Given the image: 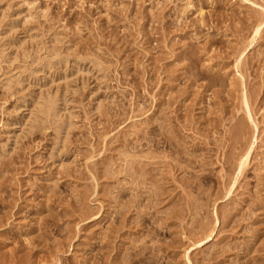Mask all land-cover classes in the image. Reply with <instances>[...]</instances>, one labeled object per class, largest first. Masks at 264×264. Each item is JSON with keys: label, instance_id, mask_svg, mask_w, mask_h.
<instances>
[{"label": "rangeland", "instance_id": "374dc122", "mask_svg": "<svg viewBox=\"0 0 264 264\" xmlns=\"http://www.w3.org/2000/svg\"><path fill=\"white\" fill-rule=\"evenodd\" d=\"M263 246L264 0H0V264Z\"/></svg>", "mask_w": 264, "mask_h": 264}, {"label": "bare ground", "instance_id": "6f19581e", "mask_svg": "<svg viewBox=\"0 0 264 264\" xmlns=\"http://www.w3.org/2000/svg\"><path fill=\"white\" fill-rule=\"evenodd\" d=\"M258 32H259V28L257 29V33H258ZM246 95H247V94H246ZM247 97H248V96H247ZM187 98H188V97H187ZM175 100H177V99H175ZM180 102H181V101H180ZM168 104H169V103H168ZM248 105H249V104H248ZM165 106H166V104H165ZM168 106H169V105H167V107H168ZM245 107H246V106H245ZM169 108H170V107H169ZM248 108H249V106H248ZM187 109H188V108H187ZM180 110H181V109H180ZM52 113H53V112H52ZM182 115H183V114H182ZM183 117H184V116H183ZM186 117H187V116H186ZM249 117H250V116H249ZM249 117H248V119H249ZM49 118H50V117H48V121H49ZM184 118H185V117H184ZM184 118H182V119H184ZM251 118H252V117H251ZM251 118H250V119H251ZM160 120H161V119H160ZM184 120H185V119H184ZM207 120H208V119H207ZM157 121H159V120L157 119ZM178 121H179V120H178ZM185 121H186V120H185ZM187 121H188V118H187ZM250 121H251V120H250ZM154 122H155V121H154ZM179 122H180V121H179ZM157 123H158V122H157ZM171 123H172V122H171ZM182 123H183V122H182ZM185 124H187V123H185ZM195 124H196V123H195ZM183 125H184V124H183ZM188 125H190V124H188ZM160 126H161V125H160ZM165 126H166V125H164V127H165ZM153 127H154V126H153ZM162 127H163V126H162ZM162 127H161V129H164V128H162ZM186 127H188V126H186ZM192 127H194V126H191V129H192ZM237 127H238V126H237ZM159 128H160V127H158V131L160 130ZM211 128H212V127H211ZM256 128H257V127H256ZM150 129H151V128H150ZM152 129H153V128H152ZM156 129H157V128H156ZM156 129H155V130H156ZM155 130H154V131H155ZM210 130H211V129H210ZM150 131H151V130H150ZM156 131H157V130H156ZM156 131H155V133H156ZM164 131H165V129H164ZM166 131H167V130H166ZM168 131H169V130H168ZM168 131H167V132H168ZM208 131H209V130H208ZM233 131H234V130H233ZM256 131H257V129H256ZM256 131H255V132H256ZM167 132H166V134H167ZM173 132H174V131H173ZM178 132H179V131H178ZM206 132H207V131H206ZM150 133H152V131H151ZM161 133H162V132H161ZM171 133H172V132L170 131V133H168V134H171ZM201 133H202V132H201ZM156 134H157V133H156ZM173 134H174V133H173ZM173 134H171V135H173ZM177 134H178V133H177ZM204 134H205V133H204ZM204 134H203V135H204ZM245 135H246V134H245ZM255 135H256V133H255ZM149 136H151V134H150ZM156 136H157V135H156ZM175 136H176V137L173 136V139H174V138L176 139V138L178 137V135H175ZM257 136H258V135H257ZM152 137H153V135H152ZM180 137H181V136H180ZM153 138H154V137H153ZM171 138H172V137H171ZM204 138H205V137H204ZM206 138H207V137H206ZM208 138H209V137H208ZM236 138H237V137H236ZM241 138H242V136H241ZM244 138H245V137H244ZM147 139L150 140L148 137H147ZM175 139H174L173 141H176ZM177 139H178V138H177ZM256 139H257V138H256ZM156 140H157V139H156ZM158 140H159V139H158ZM182 140H183V139H182ZM153 141H154V140H153ZM256 141H258V140H255V141L253 142L252 146H251L250 148H248V149H249L248 152L245 154V156H243V157L241 158L240 165H239V167L237 168V169H238V170H237V172H238V176H241V175H242V172H243V170H244L246 164H248L247 162H248V160H249L250 155L252 154V151H253V148H254L253 146H255ZM149 142H150V141H149ZM157 142H158V141H157ZM159 142H160V141H159ZM177 142H178V140H177ZM186 142H187V141H185V144H186ZM138 143H139V142H138ZM140 143H141V142H140ZM152 143H154V142H152ZM152 143H151V144H152ZM188 143H189V142H188ZM243 143H244V142H243ZM155 144H156V142H155ZM167 144H168V143H167ZM169 144H170V143H169ZM244 144H245V143H244ZM257 144H258V143H257ZM137 145H138V144H137ZM152 145H153V144H152ZM126 146H127V145H126ZM150 146H151V145H150ZM167 146H168V145H167ZM177 146H178V145H177ZM236 146H238V144H237ZM170 147H171V146H170ZM190 147H191V146H190ZM230 147H231V146H230ZM256 147L258 148L257 145H256ZM256 147H255V149H256ZM131 148H132V147H131ZM197 148H198V147H197ZM242 148H243V147H242ZM192 149H193V148H192ZM235 149H236V147H235ZM238 149H239V147H238ZM133 150H134V149H132V151H133ZM197 150H198V149H197ZM137 151H139V150H137ZM140 151H141V150H140ZM173 151H174V150H173ZM190 151H191V150H190ZM231 151H232V150H231ZM235 151H236V150H235ZM238 151H239V150H238ZM238 151H237V152H238ZM134 152H135V151H134ZM177 152H178V151H177ZM177 152H176V155H175V156H177ZM253 152H254V151H253ZM255 152H256V151H255ZM192 153H194V151H193ZM242 153H243V151H242ZM185 154H186V153H185ZM205 154H206V153H205ZM205 154H204V155H205ZM230 154H231V152H230ZM188 155H189V153H188ZM204 155H203V156H204ZM179 156H180V155H179ZM189 156H190V155H189ZM205 156H208V154H206ZM228 156H229V155H228ZM235 156H236V155H235ZM229 157H230V156H229ZM240 157H241V155H240ZM252 157H253V156H252ZM131 158H132V157H131ZM153 158H154V157H153ZM176 158H177V157H176ZM193 158H194V156H193ZM202 158H203V157H202ZM207 158H208V157H207ZM133 159H134V158H133ZM181 159H182V158H181ZM226 159H227V158H226ZM234 159H235V157H234ZM250 159H251V158H250ZM131 160H132V159H131ZM174 160H176V159H174ZM205 160H206V159H205ZM224 160H225V159H224ZM229 160H230V158H229ZM253 160H254V159H253ZM128 161H129V160H127V162H125V163H126V164H125L126 166L128 165L127 163H129ZM133 161H134V160H133ZM239 161H240V158H239ZM130 163H131V161H130ZM174 163H175V162L173 161L172 164H174ZM178 163H179V162H178ZM178 163H177V165H178ZM249 163H250V161H249ZM131 164H132V163H131ZM175 164H176V163H175ZM247 166H248V165H247ZM230 167H231V166H230ZM130 168H131V167H130ZM130 168H129V169H130ZM141 168H142V167H141ZM144 168H145V167H144ZM126 169H127V168H126ZM134 170H135V169H134ZM146 170H147V168H146ZM125 171H126V170H125ZM128 171H129V170H128ZM147 171H148V170H147ZM234 171H235V170H234ZM245 171H246V170H245ZM126 173H127V172H126ZM134 173H135V171H134ZM235 173H236V171H235ZM128 174H129V173H128ZM141 174H142V173H141ZM233 174H234V173H233ZM134 175H136V174H134ZM138 175H139V173L137 174V176H138ZM126 176H128L129 181H131V178H130V177H133V176H129V175H127V174H126ZM142 176H143V175H142ZM238 176H237V177H238ZM134 177H135V176H134ZM194 178H195V177H194ZM126 179H127V177H126ZM237 179H239V177L235 179V182H234L232 188L234 187V185H235ZM242 179H243V178H242ZM197 180H198V179H197ZM132 181H133V180H132ZM134 181H136V180H134ZM134 181H133V182H134ZM130 183H131V182H130ZM131 184H132V183H131ZM137 184H138V183H137ZM137 184H136V187H138V186L140 185V184H139V185H137ZM237 184H238V183H237ZM133 185H135V183H133ZM146 185H147V184H145V185H142V184H141V186H146ZM153 186H155V185H153ZM160 186H161V185H160ZM160 186H158V187H160ZM151 187H152V186H151ZM156 187H157V186H156ZM139 188H140V187H139ZM141 188H142V187H141ZM160 188H161V187H160ZM162 188H163V187H162ZM232 188H231V190H232ZM237 188H238V187H237ZM237 188H236V189H237ZM147 189H148V188H147ZM149 189H152V188L149 187ZM157 189H158V188H157ZM157 189H156V190H157ZM234 189H235V188H234ZM138 190H139V189H138ZM141 190H143V189H141ZM144 190H145V189H144ZM144 190H143V191H144ZM156 190L154 191V189H153V192H156ZM162 190H163V189H162ZM228 190H229V189H228ZM231 190L228 191V192H229V193H232ZM146 191H147V190H146ZM148 191H149V190H148ZM150 191H151V190H150ZM158 191H159V190H158ZM160 191H161V190H160ZM160 191H159V193H160ZM163 191H165V190H163ZM121 192H122V191H121ZM161 192H162V191H161ZM140 193H142V192L140 191ZM145 193H147V192H145ZM149 193H150V192H149ZM157 193H158V192H157ZM164 193H165V192H164ZM147 194H148V193H147ZM161 194H162V193H161ZM161 194H160V195H161ZM149 195H150V194H149ZM149 195H148V198L151 197V195H153V194H151L150 196H149ZM163 195H164V194H163ZM153 196H154V195H153ZM153 196H152V197H153ZM155 196H156V195H155ZM226 197H227V195H226ZM154 198H155V197H154ZM154 198H152V199H154ZM152 199H151V200H152ZM156 199H157V198H156ZM157 200H158V201H157ZM157 200H155V203H153L154 206H155V204H158L159 201H160V199H157ZM142 201H143V200H142ZM148 201H150V199H149ZM148 201H147V203H146L147 205H148ZM156 201H157L158 203H156ZM162 202H163V201H161L160 203H162ZM132 203H133V202H132ZM150 203H152V202H150ZM128 204H130V203H128ZM128 204H127V205H128ZM139 204H140V201H139V203L136 204V205H139ZM142 204H143V203H142ZM130 205H131V204H130ZM151 205H152V204H149V206H151ZM159 205H160V204H159ZM175 205H176V204H175ZM134 206H135V205H134ZM134 206H132V207H133V208H136V206H135V207H134ZM140 206H141V205H140ZM142 206H144V205H142ZM152 206H153V205H152ZM152 206H151V207H152ZM123 207H124V206H123ZM125 207H126V206H125ZM138 207H139V206H138ZM146 207H147V206H146ZM193 207H194V204H193ZM139 208H141V207H139ZM144 208H145V206H144ZM148 208H149V207H148ZM194 208H195V207H194ZM125 209H127V208H125ZM128 209H130V208H128ZM123 210H124V209H123ZM125 211H126V210H125ZM121 212H122V211H121ZM139 214H140V213H139ZM119 215H120V214H119ZM100 216H101V215H100ZM119 217H120V216H119ZM121 217H122V215H121ZM121 217H120V218H121ZM139 217H141V216H139ZM235 217H236V216H235ZM99 218H100V217H99ZM223 218H224V217H223ZM141 219H142V218H141ZM144 219H145V218H144ZM144 219H143V220H144ZM148 219H149V218H148ZM146 220H147V219H146ZM149 220H150V219H149ZM152 220H153V219H152ZM233 222H234V221H233ZM238 222H239V221H238ZM152 224H153V223H152ZM204 224H205V223H204ZM207 224H208V223H207ZM234 224H235V226H236V224H237L236 221H235ZM234 224H233V227H234ZM205 226H207V225L205 224ZM209 226H211V225L209 224ZM37 227H38V226H37ZM149 228H150V227H149ZM38 229H39V227H38ZM149 230H150V229H149ZM204 230H206L205 227H204ZM203 232H205V231H203ZM115 233H116V232H115ZM201 233H202V232H201ZM212 235H213V233L210 232V233L207 234L206 237H204V239H203L200 243H198V244H202V245H203V244H206V243H208L209 241L213 240L214 238H213V239L211 238ZM193 236H194V235H193ZM106 237H107V236H106ZM43 238H44V237H43ZM43 238H42V240H43ZM44 239H45V238H44ZM105 239H107V238H105ZM256 241H257V240H256ZM257 242H258V241H257ZM255 243H256V242H255ZM252 245H253V244H252ZM70 246H71V245H70ZM228 246H229V245H228ZM198 247H199V246H198ZM231 247H232V246H231ZM233 247H234V246H233ZM263 247H264V246H263ZM32 248H33V247H32ZM235 248H236V247H235ZM30 249H31V248H30ZM230 249H231V248H230ZM232 249H234V248H232ZM232 249H231V250H232ZM252 249H253V248H252ZM252 249H250L251 252H252ZM31 250H32V249H31ZM33 250H34V249H33ZM35 250H36V249H35ZM141 250H142V248H141ZM226 250H227V249H226ZM240 250L245 251L244 249H240ZM263 250H264V249H263ZM144 251H145V249H144ZM223 251H224V250H223ZM36 252H38V250H37ZM263 252H264V251H263ZM134 253H135V252H134ZM143 253H144V252H143ZM221 253H222V250H221ZM247 254H248V253H247ZM132 255H133V254H132ZM113 256H115V255H113ZM248 256H249V255H248ZM142 257H143V256H142ZM111 258H112V257H111ZM135 258H136V256H135ZM210 259H211V258H210ZM259 259H260V258H259ZM208 260H209V259L206 260V263H208V262H207ZM260 260H261V259H260ZM131 261H134V260H131ZM188 261H189V260H188ZM39 262H40V261H39ZM55 262H56V261H55ZM104 262H105V261H104ZM109 262H110V261H109ZM129 262H130V261H129ZM209 262H210V261H209ZM255 262H256V260L254 261V263H255ZM146 263H147V262H146ZM206 263H205V264H206ZM210 263H211V262H210ZM257 263H258V260H257ZM259 263H260V262H259ZM262 263H263V262H262ZM39 264H40V263H39ZM202 264H203V263H202Z\"/></svg>", "mask_w": 264, "mask_h": 264}]
</instances>
